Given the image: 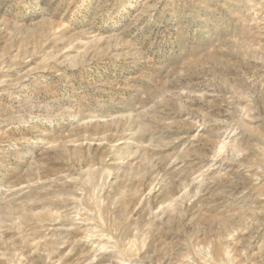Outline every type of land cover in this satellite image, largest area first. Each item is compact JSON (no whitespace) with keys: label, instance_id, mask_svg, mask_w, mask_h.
Here are the masks:
<instances>
[{"label":"rangeland","instance_id":"374dc122","mask_svg":"<svg viewBox=\"0 0 264 264\" xmlns=\"http://www.w3.org/2000/svg\"><path fill=\"white\" fill-rule=\"evenodd\" d=\"M0 264H264V0H0Z\"/></svg>","mask_w":264,"mask_h":264}]
</instances>
